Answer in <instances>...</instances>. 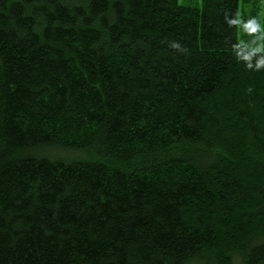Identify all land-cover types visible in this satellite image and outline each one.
<instances>
[{
	"label": "trees",
	"instance_id": "obj_1",
	"mask_svg": "<svg viewBox=\"0 0 264 264\" xmlns=\"http://www.w3.org/2000/svg\"><path fill=\"white\" fill-rule=\"evenodd\" d=\"M241 4L0 0V264H264Z\"/></svg>",
	"mask_w": 264,
	"mask_h": 264
},
{
	"label": "rangeland",
	"instance_id": "obj_2",
	"mask_svg": "<svg viewBox=\"0 0 264 264\" xmlns=\"http://www.w3.org/2000/svg\"><path fill=\"white\" fill-rule=\"evenodd\" d=\"M201 0H180L181 3L191 2L193 4L199 3ZM195 2V3H194ZM264 0H242L241 4V18L245 21L251 22L250 29H241L240 41L254 50H261V17L263 12Z\"/></svg>",
	"mask_w": 264,
	"mask_h": 264
}]
</instances>
